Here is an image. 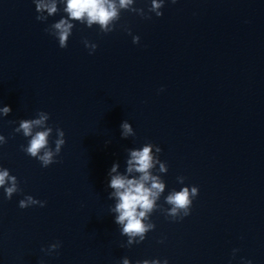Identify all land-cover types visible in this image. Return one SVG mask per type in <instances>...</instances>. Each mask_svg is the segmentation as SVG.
Returning <instances> with one entry per match:
<instances>
[{
    "label": "water",
    "instance_id": "95a60500",
    "mask_svg": "<svg viewBox=\"0 0 264 264\" xmlns=\"http://www.w3.org/2000/svg\"><path fill=\"white\" fill-rule=\"evenodd\" d=\"M161 11H123L109 34L77 24L61 49L45 29L62 13L42 23L32 0H0V105L12 107L0 165L20 188L11 200L0 190V264H264V0H168ZM41 110L66 139L47 168L21 151L13 123ZM123 120L134 137L121 139ZM146 142L168 165L164 195L182 187L178 176L199 195L183 220L154 211L155 229L126 246L106 177ZM26 195L47 203L21 209Z\"/></svg>",
    "mask_w": 264,
    "mask_h": 264
},
{
    "label": "clouds",
    "instance_id": "9594fccd",
    "mask_svg": "<svg viewBox=\"0 0 264 264\" xmlns=\"http://www.w3.org/2000/svg\"><path fill=\"white\" fill-rule=\"evenodd\" d=\"M167 2L168 0H147V11H145V8L136 6L137 0H32L37 21L44 23L49 17L62 13L58 20L45 29L58 41L61 49L67 48L77 24L90 29L96 27L100 33L109 34L117 29L123 11L145 19H151V14L161 17L163 15L161 9ZM170 2L176 4L178 0H170ZM125 30L132 35L131 29L125 28ZM139 42L140 37L132 35V43ZM83 43L89 50V55L94 54L98 45L87 39ZM11 112L10 105H0V119L9 116ZM49 121L50 114L41 110L33 118L13 122L17 124L14 132L22 135L27 141L20 146L21 151L36 159L42 168L58 162L57 157L66 143L64 130L58 126L54 127ZM134 136L132 124L123 120L120 124L121 139L126 140ZM6 143L7 138L0 134V147ZM161 152L162 148L151 142H146L140 147L127 148L123 170L120 162L115 161L107 172V198L113 202L109 206V212L120 235L127 238L126 246L142 243L147 233L155 229L156 225L151 219L154 211L160 210L172 221L183 220L191 214L193 201L199 195V187L186 185L183 176L177 177V183L182 187L179 190L173 188L164 195L167 185L163 175L168 172V165L160 159ZM0 190L4 199L8 200L20 191L17 177L3 165H0ZM162 196L163 204L159 203ZM46 203L32 195H26L19 200L18 206L21 209L37 205L42 208ZM164 205L169 207L165 208ZM60 247L61 243L57 241L42 251L52 253ZM238 251L239 249L232 250L233 259ZM120 264H132V262L125 256ZM136 264H169V261L167 258H153L138 260ZM240 264H253V262L251 259L241 257Z\"/></svg>",
    "mask_w": 264,
    "mask_h": 264
}]
</instances>
